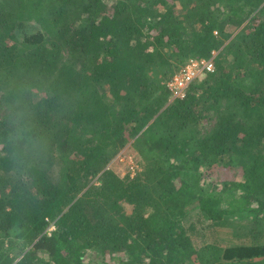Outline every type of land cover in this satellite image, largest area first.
<instances>
[{"label":"trees","instance_id":"1","mask_svg":"<svg viewBox=\"0 0 264 264\" xmlns=\"http://www.w3.org/2000/svg\"><path fill=\"white\" fill-rule=\"evenodd\" d=\"M192 203L251 240L193 245ZM263 221L264 0H0V264H264Z\"/></svg>","mask_w":264,"mask_h":264},{"label":"rangeland","instance_id":"2","mask_svg":"<svg viewBox=\"0 0 264 264\" xmlns=\"http://www.w3.org/2000/svg\"><path fill=\"white\" fill-rule=\"evenodd\" d=\"M215 52V51H214ZM216 54V52L214 53ZM120 161L124 163V166H130L133 169H139L140 165L135 159L134 154H126L121 156ZM220 164L211 172L209 176H204L202 181L207 183L209 180H232L239 179L238 175L233 170H226L220 168ZM85 180H91L89 176L85 177ZM93 179L92 181H94ZM126 208H129L126 206ZM253 214L244 215L239 213L237 215H229L226 224L219 226L218 228L211 225L210 221L203 217L200 208L197 204L192 203L186 209V214L182 218L181 223L185 228L187 234H189L192 244L200 246L203 243H216L220 247L229 246L238 243H249L252 238L251 227L253 226ZM192 224V229H188V226ZM261 233L264 235V221L261 224ZM53 227L51 226L50 229ZM89 254V253H88ZM85 255L84 261L87 264H96V258L93 254Z\"/></svg>","mask_w":264,"mask_h":264},{"label":"built area","instance_id":"3","mask_svg":"<svg viewBox=\"0 0 264 264\" xmlns=\"http://www.w3.org/2000/svg\"><path fill=\"white\" fill-rule=\"evenodd\" d=\"M214 66L211 59H190L168 81L167 87L173 98H183L187 87L199 77L203 71L212 72Z\"/></svg>","mask_w":264,"mask_h":264}]
</instances>
